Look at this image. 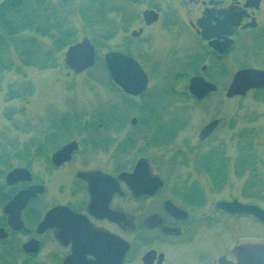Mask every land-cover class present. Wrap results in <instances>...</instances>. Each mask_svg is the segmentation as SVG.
Returning <instances> with one entry per match:
<instances>
[{
	"label": "flooded vegetation",
	"instance_id": "flooded-vegetation-1",
	"mask_svg": "<svg viewBox=\"0 0 264 264\" xmlns=\"http://www.w3.org/2000/svg\"><path fill=\"white\" fill-rule=\"evenodd\" d=\"M146 1L140 26L134 29L140 32L133 37L139 44L130 54L146 72V65L158 73L160 67L182 69L175 71L174 93L201 103L220 93L221 83L229 88L237 51L250 61L241 68L264 69L253 61L255 57L264 62V0H138L137 4ZM146 10L155 11L158 19L147 23ZM141 43L151 45L150 52ZM158 49L162 52L157 55ZM195 76L216 89L198 99L189 90ZM147 91L129 97L143 99L150 95ZM227 91L228 99L235 98ZM133 111L131 117L129 109L117 106L56 114L38 131L35 143L21 150L17 159L22 164L0 166L1 264L3 258L22 260L21 264H219L221 256L231 257L238 241L220 242L214 228L227 229L226 222L252 216L218 207L220 201L238 199L217 197L218 156L185 155L188 150L183 146L167 155L187 119L172 118L169 109L144 103ZM217 120L218 126L205 139L201 131L213 120L201 128L200 144L213 138L221 124ZM69 144L70 150L54 156ZM181 167L191 171L177 176ZM15 168L30 173L24 171L9 182L8 174ZM22 175L25 178H19ZM203 178L210 185L205 187ZM31 188L34 195L24 206L9 205ZM19 207L22 223L16 214ZM18 224L20 228L13 226Z\"/></svg>",
	"mask_w": 264,
	"mask_h": 264
},
{
	"label": "rangeland",
	"instance_id": "rangeland-1",
	"mask_svg": "<svg viewBox=\"0 0 264 264\" xmlns=\"http://www.w3.org/2000/svg\"><path fill=\"white\" fill-rule=\"evenodd\" d=\"M115 2L126 6L133 14V20L129 22V25H126V29L118 28L113 38L102 42L98 55L99 60L94 67L82 73H74L66 65L65 50L60 55L58 68L39 70L25 67L22 73L9 72L5 75L2 83L3 91L0 94V161L9 160L11 167L22 164L16 158V152L22 146L27 148L34 144L38 131L42 130V126L45 124L53 122L57 118L56 114L72 111L92 113L96 109L110 108L113 104H119L125 99L126 96L124 97L117 87L108 83V71L101 60L104 58V54L110 50H125L127 53L136 51L139 40L133 38L131 33L140 26L141 13L148 5L147 1L143 4H134V6L128 5L125 0H116ZM111 16L116 17L120 24L119 16L115 13ZM75 22L80 29V40L84 37L91 38L92 35L99 36L104 31V27L100 26L91 32V29L85 27L83 22H79L78 19ZM120 25L122 26V24ZM140 47L145 52L151 50L149 44L141 43ZM161 52L158 49L156 54ZM253 61L256 65L264 67L262 60L260 62L259 59L253 57ZM249 62L240 51H237L232 71H238L243 64H249ZM146 68L150 78L148 87L150 95L143 99L133 100L134 108L125 107L131 112L130 117L135 114L133 110L137 106L140 107L142 103H150L157 105L160 109H169V113L173 115L172 118L174 115L181 120L186 118L185 128L178 133L176 142L170 146L171 149L167 155H175V150L181 146L185 152L188 150V153L184 152L185 155L192 156L219 152L215 148L224 150L225 155L229 156L230 170L226 181L220 184L217 197L238 198L256 203L264 208V90H252L243 97L235 96L233 99H228L225 93L229 84L221 83L220 90L222 91L220 93L212 96L208 101L197 103L181 97L180 94L173 91L176 84L174 82L175 71L182 69L160 67L158 70L161 73H158L152 66L147 67L146 65ZM27 82L33 84L32 95L27 99L7 100L5 92L9 84L26 85ZM183 83L180 84L183 85ZM217 118L221 120V124L213 138L205 145L200 144L199 131L205 124ZM233 121H235L234 125L231 126ZM240 140L245 142L246 147L251 144L255 147L254 151L259 159L256 173L252 172L251 165L250 169H246L249 171L242 175L238 174L236 169H232L236 163V155L238 156L240 153V145H244V143H240ZM221 145L224 146L219 148ZM248 151L250 152V150L246 152ZM164 152H166L165 148L162 150V153ZM0 166L6 169L7 165L0 163ZM190 171L189 167H181L177 171V176H185ZM202 182L205 187L210 185L209 181L204 178ZM225 219L229 220L230 218L226 217ZM226 225H228L227 229L226 226L225 228L221 226L214 228L220 242L224 241L230 245L247 237L264 239V224L253 217H237L226 222ZM3 259L4 263L2 264H21L22 262V260L16 261L10 258Z\"/></svg>",
	"mask_w": 264,
	"mask_h": 264
},
{
	"label": "trees",
	"instance_id": "trees-1",
	"mask_svg": "<svg viewBox=\"0 0 264 264\" xmlns=\"http://www.w3.org/2000/svg\"><path fill=\"white\" fill-rule=\"evenodd\" d=\"M116 0H5L0 5V94L3 91V81L9 72L22 73L25 67L39 70H49L59 67L60 55L71 44L80 40V29L76 20L94 31L96 27L103 26L101 35H92L91 39L97 46L98 52L102 42L113 38L118 30L133 20V14L126 6L115 2ZM128 5L139 3L138 0H125ZM120 17V24L114 14ZM118 17V18H119ZM87 35V33H86ZM99 56L97 57V62ZM103 65L106 67L104 60ZM97 64V63H96ZM108 83L114 86L108 73ZM34 92L33 84H9L5 96L7 100L28 98ZM133 98L126 97L122 104H113L117 107L134 108ZM146 107L158 109L155 104H145ZM138 107V106H137ZM136 107V108H137ZM135 108V109H136ZM100 122V121H99ZM172 125L174 122L172 121ZM15 154L20 158L21 150ZM219 148H222L220 146ZM242 145L236 159L235 169L238 174L245 173V166L251 165L252 172L256 173L259 162L253 144L244 152ZM214 155L219 158V167L214 171V178L222 184L229 176V156L224 150L216 149ZM244 150V151H243ZM11 167L9 160H3Z\"/></svg>",
	"mask_w": 264,
	"mask_h": 264
},
{
	"label": "water",
	"instance_id": "water-1",
	"mask_svg": "<svg viewBox=\"0 0 264 264\" xmlns=\"http://www.w3.org/2000/svg\"><path fill=\"white\" fill-rule=\"evenodd\" d=\"M5 0H0V5ZM155 14V16H154ZM147 23H151L158 19L157 14L153 10H146L144 13ZM154 16V17H153ZM240 23L237 20L236 25ZM140 32L133 31L134 36H138ZM97 49L92 40L88 37L76 42L68 47L66 52V65L75 73H82L93 67L96 63ZM104 60L107 64L108 71L112 80L124 91L130 95L138 96L144 92L149 84V77L141 64L133 57L119 51H109L105 53ZM254 88H264V69L244 68L236 72L229 89L228 97L245 96L247 92ZM190 91L198 98L202 99L209 91L216 89V86L207 82L201 76H195L191 79L189 85ZM219 124V120H213L207 124L201 131V139H205ZM70 145L65 146L54 156L60 155L65 150H70ZM30 171L26 168H15L8 174V181L17 180L14 176L20 175L22 172ZM25 178L24 175L19 177ZM20 180V179H19ZM34 188L19 193L9 205L20 204L24 206L27 200L34 195ZM218 207L226 212L240 215H252L261 222H264V209L255 204H244L239 200L231 202L220 201ZM22 207H19L17 219L22 223L20 215ZM8 210V208L6 209ZM12 215L10 222L12 223ZM20 228L18 224L13 225ZM231 257L221 256L219 264H264V239H242L232 246Z\"/></svg>",
	"mask_w": 264,
	"mask_h": 264
}]
</instances>
